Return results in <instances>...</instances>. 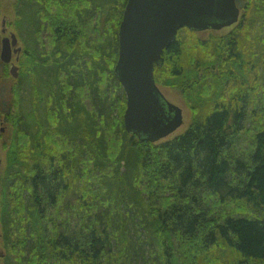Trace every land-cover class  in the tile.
Listing matches in <instances>:
<instances>
[{
    "label": "trees",
    "instance_id": "obj_1",
    "mask_svg": "<svg viewBox=\"0 0 264 264\" xmlns=\"http://www.w3.org/2000/svg\"><path fill=\"white\" fill-rule=\"evenodd\" d=\"M126 2H13L25 54L17 79L0 62V264H264V0L164 50L155 83L191 121L156 144L124 130Z\"/></svg>",
    "mask_w": 264,
    "mask_h": 264
},
{
    "label": "water",
    "instance_id": "obj_2",
    "mask_svg": "<svg viewBox=\"0 0 264 264\" xmlns=\"http://www.w3.org/2000/svg\"><path fill=\"white\" fill-rule=\"evenodd\" d=\"M238 16L235 0H127L117 33L114 75L126 98L123 123L128 135L158 143L183 124L182 109L164 98L154 80V67L160 66L177 32L218 31L235 24ZM16 45L14 34L1 39L3 64L20 52ZM9 73L17 79L18 67L12 64Z\"/></svg>",
    "mask_w": 264,
    "mask_h": 264
},
{
    "label": "rangeland",
    "instance_id": "obj_3",
    "mask_svg": "<svg viewBox=\"0 0 264 264\" xmlns=\"http://www.w3.org/2000/svg\"><path fill=\"white\" fill-rule=\"evenodd\" d=\"M14 0H2L1 1V5H2V9H1V21H0V41L3 37H8L9 38V34L10 33H14L13 27H12V22H14V13L12 11V5H13ZM2 23H3V27H2ZM6 30L5 34H2V30ZM227 31H222V32H203V33H199L197 34L200 38L202 39H208L210 35L213 36H222L227 34ZM14 57H13V61H14ZM17 65V64H16ZM9 84V83H8ZM162 94L166 97V99L178 106L179 108L182 109L183 111V125L171 136H169L168 138H166L164 141L166 140H171L174 137L179 136L180 134H182L183 132H185V130L187 129V127L190 124L191 121V113L190 110L188 109V107L185 105L183 98L181 96V92L175 88H169V87H160ZM9 90V89H8ZM10 100L9 95L6 96V101L8 102ZM0 128L3 132H1V134H3V140L0 141V159L1 161H4L5 159V152L2 149V142L8 140L9 133H8V129H7V124L2 123V121H0ZM1 253L2 250L0 249V255H2ZM2 257V256H0Z\"/></svg>",
    "mask_w": 264,
    "mask_h": 264
},
{
    "label": "flooded vegetation",
    "instance_id": "obj_4",
    "mask_svg": "<svg viewBox=\"0 0 264 264\" xmlns=\"http://www.w3.org/2000/svg\"><path fill=\"white\" fill-rule=\"evenodd\" d=\"M235 5H236V8L239 10V16H238V20H237V22L235 23V24H233L232 26H230V27H227V28H222L221 30H218V31H214V30H206V31H204V32H211V31H213V32H215V33H217V32H222V31H227L228 33L236 26V25H238L239 23H240V21L243 19V10L246 8V6H247V0H235ZM214 21H216L215 19H214ZM2 27H3V25H2ZM181 30H184V28L183 29H180L179 31H181ZM178 31V32H179ZM178 32H177V34H178ZM6 33V30L4 29V30H2V34H5ZM12 34H14L15 36H16V38H17V46L15 47V48H20V52L18 53V55L19 56H22V55H24L25 53V47H24V43H22V41H20V39H19V37H18V34H17V32L14 30V33H10L9 34V37L12 35ZM177 34H176V36H177Z\"/></svg>",
    "mask_w": 264,
    "mask_h": 264
},
{
    "label": "bare ground",
    "instance_id": "obj_5",
    "mask_svg": "<svg viewBox=\"0 0 264 264\" xmlns=\"http://www.w3.org/2000/svg\"><path fill=\"white\" fill-rule=\"evenodd\" d=\"M182 113H183V111H182ZM125 130V129H124ZM126 132V131H125ZM152 144H156V143H152Z\"/></svg>",
    "mask_w": 264,
    "mask_h": 264
}]
</instances>
